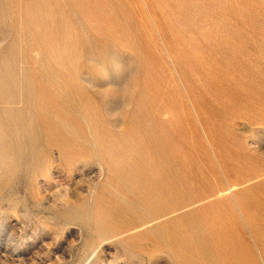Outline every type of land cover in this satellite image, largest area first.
<instances>
[{"label": "rangeland", "instance_id": "1", "mask_svg": "<svg viewBox=\"0 0 264 264\" xmlns=\"http://www.w3.org/2000/svg\"><path fill=\"white\" fill-rule=\"evenodd\" d=\"M246 170L264 0H0V264H170L186 226H147L188 194L170 182Z\"/></svg>", "mask_w": 264, "mask_h": 264}, {"label": "crops", "instance_id": "2", "mask_svg": "<svg viewBox=\"0 0 264 264\" xmlns=\"http://www.w3.org/2000/svg\"><path fill=\"white\" fill-rule=\"evenodd\" d=\"M179 175L174 178L178 181H171L170 185L188 190V194L158 199L157 202L179 205L147 223L151 227L158 219L167 221L173 216L177 217L178 225L186 226L189 232L184 238L186 246L184 250L170 252V264H264V246L253 238L255 226L249 222L246 208V202L252 199L251 192L264 188V171ZM166 185L163 181V188ZM200 190H204L203 195L198 193Z\"/></svg>", "mask_w": 264, "mask_h": 264}]
</instances>
